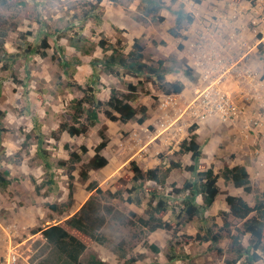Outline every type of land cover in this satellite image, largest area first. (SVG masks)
Masks as SVG:
<instances>
[{
  "label": "rangeland",
  "instance_id": "rangeland-1",
  "mask_svg": "<svg viewBox=\"0 0 264 264\" xmlns=\"http://www.w3.org/2000/svg\"><path fill=\"white\" fill-rule=\"evenodd\" d=\"M163 3L148 16L139 0H6L0 4V33L6 31L0 53V168L8 170L10 181L0 188V264H69L41 235L40 228L55 223L86 243L83 262L89 255L110 264H227L235 259L225 232L217 244L199 242L195 235L217 231L222 225L219 212L228 211L226 192L242 196L253 206L264 190V0ZM181 6L192 22L173 37L168 30ZM135 37L144 46V59L163 60L166 79L182 84V90L166 94L150 77L117 78L99 65L98 98L106 100L111 87L125 93L129 82L139 81L133 105L147 107L146 120L120 123L101 112L100 122L86 135L64 133L59 141L53 140L51 132L61 114L81 96L67 86L62 62L78 59L70 78L83 85L92 72L90 61L110 53L99 46V39L112 44L119 40L128 50ZM44 39L46 47L41 44ZM3 52L19 56L5 64ZM221 97H228L238 110H228L222 117L213 105ZM37 131L43 134L54 173L53 188L46 184L43 160L37 154ZM191 132L202 145L201 162L219 175L225 164L245 166L251 188L244 191L219 177L220 193L199 216L177 225L167 213L164 218L170 229L150 232L136 222L146 217V198L140 206L127 202L124 187L131 184L123 176H131L132 160L142 170L165 168L170 161L187 165L188 154L177 151ZM101 133L107 142L100 153L107 164L90 170L83 180L80 171L94 154ZM71 151L81 159L69 179ZM187 177L184 167L172 169L164 191H171L173 184L181 187ZM89 201L95 212L88 210ZM197 203L201 204L200 197ZM82 207L89 218L85 234L66 223L73 214L81 216ZM227 219L230 234L240 233L246 244L242 221L231 215ZM256 252L260 259L255 264H264V249Z\"/></svg>",
  "mask_w": 264,
  "mask_h": 264
},
{
  "label": "trees",
  "instance_id": "trees-1",
  "mask_svg": "<svg viewBox=\"0 0 264 264\" xmlns=\"http://www.w3.org/2000/svg\"><path fill=\"white\" fill-rule=\"evenodd\" d=\"M139 1L146 16L164 7L163 0ZM0 4H6V0H0ZM90 15L91 12H87L85 16L89 18ZM191 22L192 16L186 11L185 7H179L175 10V22L174 26L168 30L169 35L179 37L184 24ZM5 40L6 31H1L0 53L4 49ZM45 42L44 39L41 44L46 47ZM98 44L103 50H109L110 53L105 54L102 58H94L90 61L92 72L88 81L83 85L70 78V75L76 71L75 64L79 63L78 59H75L74 62L69 60L62 62L63 70L67 74V86L77 89L81 96L73 99L69 105V111L61 114L60 121L51 132V137L55 141H59L64 133L70 137L86 135L91 127L100 122L99 114L101 112L109 120L119 121L120 123L133 120L140 124L146 120L147 107L145 105L140 107L133 105V102L137 99L139 81L137 83L129 82L125 93L111 87L106 100L102 101L98 98L96 84L99 80V65L101 71L117 78H121L126 74L132 77H150L157 88L166 94L179 93L183 88L182 84L166 79L167 69L163 60L147 62L144 59V46L138 38H133L132 45L128 50L120 44L119 40L116 44H112L107 43L104 39H99ZM3 53L6 54L5 58L3 57L5 64L12 62L13 58L19 56L18 53ZM69 68L72 72L69 71ZM69 72L70 74H68ZM28 138L29 135H26V139ZM35 139L37 154L43 160L47 175L46 184L49 185V188H53L55 184L54 173L51 171V163L46 149L43 147V134L37 131ZM106 142V138L101 133V141L94 148V154L80 171L83 180L87 179V172L104 167L107 164V159L100 153V150L106 146ZM24 147L23 143L22 148ZM82 149L85 150V147L83 146ZM177 152L188 154L190 162L182 166L180 161H170L165 168L153 167L142 170L132 160L129 167L131 176H123L131 184L129 188L124 187V191L127 192L125 199L127 202L140 206L146 198L144 204L146 206V217H138L136 222L150 232L157 229H170V222L164 218L167 213L170 214L171 219L176 220L177 225L189 222L194 217L199 216L203 210L211 206L220 193L219 177L224 182H231L234 187L242 188L244 191H249L251 188L249 174L245 166H228L225 164L219 175L214 172L211 166H206L205 163L201 162L203 157L202 145L197 140L195 132H191L180 142ZM69 156L68 177L72 179L71 172L81 158L76 151H71ZM181 167L186 169L188 177L183 181L181 187H175L173 184L171 191L165 192L164 187L168 174L172 169ZM6 175H8V170L0 168V188H5L10 182ZM146 182H153L155 185H146ZM117 186L119 189L121 188L120 183H117ZM71 194L72 184L69 183V196ZM197 197L201 198V204L197 203ZM90 202L87 203V206H91L88 210L95 212L93 210L94 206ZM225 202L228 211L219 212L222 225L218 227L217 231L207 229L204 234L197 233L195 240L217 244L223 238V232H225L230 240V251L235 254V259L227 260V264H235L240 259L243 260V264H255L260 259L256 251L264 249V190L261 193V198L257 199L253 206L242 196L228 192L225 193ZM80 213L81 216L73 214L66 220V223L72 226L74 230L85 234L84 227L86 226V220L89 219L88 213L84 207L81 208ZM228 215L242 221L243 231H241V234L248 235L246 244L242 241L240 233L230 234L231 223L227 219ZM40 232L44 239L52 244L69 264H110L94 255H89L86 261L83 262L81 257L87 248L86 243L59 223L40 228ZM172 258L170 256L169 260H172Z\"/></svg>",
  "mask_w": 264,
  "mask_h": 264
},
{
  "label": "built area",
  "instance_id": "built-area-1",
  "mask_svg": "<svg viewBox=\"0 0 264 264\" xmlns=\"http://www.w3.org/2000/svg\"><path fill=\"white\" fill-rule=\"evenodd\" d=\"M211 55H216L215 52L211 51ZM213 105H215L216 109L218 110V112L220 113V115L223 117V114L227 115L228 114V110H231L233 113H235L234 111L238 108L237 106L229 101L228 97H221L220 100L215 101L213 103ZM14 257V256H13Z\"/></svg>",
  "mask_w": 264,
  "mask_h": 264
}]
</instances>
